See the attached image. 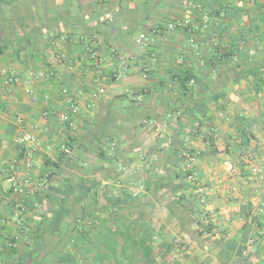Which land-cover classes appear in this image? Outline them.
Instances as JSON below:
<instances>
[{
	"label": "crops",
	"instance_id": "1",
	"mask_svg": "<svg viewBox=\"0 0 264 264\" xmlns=\"http://www.w3.org/2000/svg\"><path fill=\"white\" fill-rule=\"evenodd\" d=\"M2 70L1 246L19 233L5 177L29 185L28 232L0 264H264V0H0ZM62 89L79 109L70 131ZM17 115L39 143L27 175ZM193 122L190 173L214 192L173 205L183 165L168 146ZM251 164L263 177L244 181Z\"/></svg>",
	"mask_w": 264,
	"mask_h": 264
},
{
	"label": "built area",
	"instance_id": "2",
	"mask_svg": "<svg viewBox=\"0 0 264 264\" xmlns=\"http://www.w3.org/2000/svg\"><path fill=\"white\" fill-rule=\"evenodd\" d=\"M187 23L188 21L179 24H172L169 25V28L172 29L175 28L176 26H183L186 25ZM147 41L148 40L145 37V35L140 34L136 42L138 43V45L144 46ZM50 45L52 47L54 46L53 41H50ZM92 57H95V55L92 54ZM181 62H182V58L180 57L179 63ZM6 74L7 72L5 70L0 71V76L5 77ZM37 76L43 77L44 75L43 73H40ZM190 83L193 84L192 81ZM26 93L30 98L33 97V93L31 90H26ZM103 93H104V89L98 88L97 91L91 93L90 99L91 100L96 99ZM61 95L63 97V105L65 109L64 111H62L57 115L56 120L64 130H68V131L74 130L76 127V116L78 115L79 112L78 106L74 98L68 93L67 90L62 89ZM129 95L135 102H141L142 97L137 92L131 91ZM15 123L18 126L19 131L14 139V142L20 148L22 149L24 148L25 150L26 159L23 162V169L27 175L28 171L33 167L34 162L32 160V156L34 155L36 149L38 148L39 143L36 137L34 136V134L25 127L24 121L20 115H17L15 117ZM143 124L145 125L150 124V126L153 127L155 132L160 131V127L158 125L151 124V122L147 120H143ZM200 126H201L200 123L193 122L192 128L190 129V131H188L186 137L183 140V144L181 147V157H182L181 159H182L183 171L188 173V176L185 178V181L189 183L190 186L192 187V190L195 194L198 204L203 205L206 202L207 197L214 192V189L206 187L201 181L197 180V178H195L190 173V170L197 159L196 152H194L192 147L193 145L192 139L198 135L201 128ZM65 147H66L65 143L60 145V148L62 150L65 149ZM46 149H48V147H46ZM221 166L223 173L230 178H234L238 174L239 169L231 158H228L226 156L223 157L221 161ZM262 177H263V168L261 166L251 164L249 167V175L245 176L244 177L245 179L244 178L243 179L244 181H252V180L254 181L256 180V178L261 179ZM5 181L14 187L13 188L14 193L17 196L16 200H14L12 205L13 211L11 215V220L15 223L16 227L19 229V233L12 234L6 240L3 246L0 245V252L3 249L6 250L15 249L17 244L21 240L22 235H25L28 232V228L25 224L26 208L22 200V198L25 197L28 192L27 190V186L29 185L28 179L24 180L22 183H18L14 175L11 173L10 175H6ZM40 185L45 189L47 187V180L43 179L40 182ZM139 189H140L139 187L137 188L128 187L127 190H129L131 195L135 196L138 194ZM5 222L6 221L4 219H0V225L5 224ZM84 225L90 226L91 222L86 221L84 222Z\"/></svg>",
	"mask_w": 264,
	"mask_h": 264
},
{
	"label": "trees",
	"instance_id": "3",
	"mask_svg": "<svg viewBox=\"0 0 264 264\" xmlns=\"http://www.w3.org/2000/svg\"><path fill=\"white\" fill-rule=\"evenodd\" d=\"M176 139H178V140H175L176 143L175 142L174 143H170L169 146H168V148L170 149V152H171L170 155L172 156L173 160L175 161V162L172 161V163H173L172 165H174V166H176L177 162H179L181 160V158H182L181 157V147H182V144H183V140H182V143H181L180 138H178V136H177ZM178 169H179V167H178ZM187 176H188V173H186L185 171H182V170L181 171L177 170L174 173H168V178L171 179L170 181L173 182V187H172L173 192H172V194H174L175 197L177 196L178 193L181 194V196L178 197V200L177 201H171V204L179 205V206L189 205L190 207H194V203L189 197L190 193L193 191L192 187L190 186L189 183L184 181ZM96 187H97L96 184L92 186V188H96ZM185 192H190V193H189V196H187V198L184 199V193ZM82 198H83V196L80 197L79 200H81ZM193 213H194V211H193ZM260 228H262L264 230V225H261ZM7 251L8 252H12L13 250L12 249H8Z\"/></svg>",
	"mask_w": 264,
	"mask_h": 264
},
{
	"label": "rangeland",
	"instance_id": "4",
	"mask_svg": "<svg viewBox=\"0 0 264 264\" xmlns=\"http://www.w3.org/2000/svg\"><path fill=\"white\" fill-rule=\"evenodd\" d=\"M126 190H127V189H126ZM126 190H125V191H126ZM128 192H129V191H128ZM132 196H133V195H132ZM133 197H134V196H133Z\"/></svg>",
	"mask_w": 264,
	"mask_h": 264
}]
</instances>
